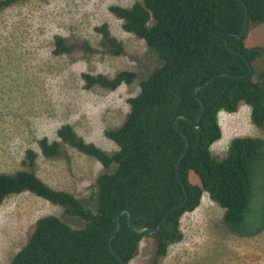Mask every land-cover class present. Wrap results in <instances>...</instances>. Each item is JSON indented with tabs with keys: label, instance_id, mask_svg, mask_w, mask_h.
<instances>
[{
	"label": "trees",
	"instance_id": "obj_1",
	"mask_svg": "<svg viewBox=\"0 0 264 264\" xmlns=\"http://www.w3.org/2000/svg\"><path fill=\"white\" fill-rule=\"evenodd\" d=\"M19 1L0 0V9ZM242 1L250 13L246 36L227 40L239 54L224 44L229 34L242 31L246 11L239 0H142L131 8L110 7L123 22L124 31L143 40L156 54L160 67L141 82L140 92L129 100L130 112L123 125L105 131V136L118 146L116 153L111 155L87 142L69 124L58 130L60 141L43 138L39 142L44 158L58 157L67 144L102 164L106 172L96 182V209L86 207L72 193L55 190L34 171L0 174V208L11 196L31 193L62 207L68 216L86 222L81 228H73L57 216L39 219L28 243L11 264H122L108 247L121 210L128 208L132 212L137 229L157 228L172 207L186 201L184 207L170 214L161 234L153 237L155 264H159L168 256L171 246L182 242V217L199 208L205 193L224 210L226 225L237 232L250 210L253 177L259 165L264 186V140L250 136L234 138L227 153L217 157L212 147L223 135L220 114L237 113L243 103L251 109L253 124L264 127V47L246 45L250 30L264 24V0ZM96 31L102 37L103 48L111 55L124 54L123 42L112 35L107 25L97 27ZM85 48L92 50L88 44ZM72 51L73 46L65 38L55 37V55ZM257 61L261 67L256 65ZM251 67L254 73L250 79L220 77L199 90L205 104L200 128L196 129L187 119L178 120L190 139V150L177 170L176 162L185 150L186 140L176 130L174 120L178 115L198 119L201 103L193 90L219 73L244 76ZM136 79L137 74L131 71H122L113 78L82 74L86 90H117ZM38 157L37 152L28 149L23 165L34 168ZM191 174L199 178V184L191 181ZM262 212L264 215V202ZM122 223L112 246L125 264H130L139 254L143 237L130 230L128 214L123 215Z\"/></svg>",
	"mask_w": 264,
	"mask_h": 264
},
{
	"label": "rangeland",
	"instance_id": "obj_2",
	"mask_svg": "<svg viewBox=\"0 0 264 264\" xmlns=\"http://www.w3.org/2000/svg\"><path fill=\"white\" fill-rule=\"evenodd\" d=\"M141 1L21 0L0 9V174L34 171L55 190L72 193L86 207L96 209V182L106 172L102 164L67 144L58 157L44 158L39 142L43 138L60 141L58 130L69 124L105 152L112 155L118 151L105 131L123 125L130 112L129 100L138 95L141 82L160 67V60L143 40L124 31L123 22L110 7L131 8ZM102 25L123 42V55L113 56L103 48L96 31ZM56 36L65 38L73 51L55 55ZM86 44L91 51L86 50ZM246 45L264 47V24L250 30ZM256 65L261 67L260 61ZM122 71L136 73L135 82L117 90L84 88V73L113 78ZM220 124L222 139L212 147L216 157L227 153L234 138L264 140V127L253 124L251 109L244 103L237 113L222 112ZM28 149L39 155L34 168L23 165ZM261 167L253 177L250 210L237 232L226 225L224 210L205 193L199 208L182 217V242L171 246L159 264H264ZM191 181L199 184L195 174ZM51 215L73 228L86 224L31 193L7 198L0 208V264H11L28 243L37 221ZM155 260L156 241L144 236L139 254L130 264H155Z\"/></svg>",
	"mask_w": 264,
	"mask_h": 264
},
{
	"label": "water",
	"instance_id": "obj_3",
	"mask_svg": "<svg viewBox=\"0 0 264 264\" xmlns=\"http://www.w3.org/2000/svg\"><path fill=\"white\" fill-rule=\"evenodd\" d=\"M241 1L243 4H244V7H245V11H246V17H245V22H244V25H243V28H242V31L240 34H237V33H231L229 34L225 40H224V44L226 46V48H228L230 51H232L233 53H236V54H239V52L231 49V47L228 45V38L229 37H232V36H235V37H238V38H244L246 36V33H247V30H248V26H249V19H250V13H249V8L248 6L245 4V2H243L242 0H239ZM254 73V68L251 67V71L249 74L247 75H244V76H234V75H231L229 73H219L217 74L216 76H214V78H212L209 82H207L206 84L204 85H198L194 90H193V94L194 96L200 101L201 103V111H200V114H199V117L196 121H193L191 120L190 118L186 117L185 115H178L175 120H174V126L176 128L177 131H179L182 136L185 138L186 140V146H185V150L183 151V153H181L177 159V162H176V168L177 170H179V166H180V163L182 161V159L187 155V153L189 152L190 150V139L187 135V133H185L178 125V120L180 118H184V119H187L188 121L191 122V124L196 128V129H199L200 128V124H201V121H202V118L204 116V113H205V104L203 102V100L199 97V90L205 88V87H208L211 85V83L213 81H215L216 79L220 78V77H229V78H232V79H235V80H244V79H250L252 77ZM179 178L181 180V177L179 175ZM182 182V181H181ZM185 193H186V196L188 198V192L187 190L185 189ZM186 205V201L185 202H182L174 207H172L168 212L167 214L164 216L162 222L160 223V225L157 227V228H153V227H144L142 229H137L135 226H134V223H133V216H132V212L126 208L124 210H121L118 214V224H117V227L114 231V233L109 237L108 239V247L110 249V251L115 255V257L122 263V264H125L123 258L114 250L113 246H112V241L119 235V233L121 232L122 230V217L124 214H128L129 216V228L130 230L135 233L136 235L138 236H141V237H144V236H152V237H157L161 234L162 232V228L164 226V224L166 223V221L168 220L170 214L177 210V209H180L182 207H184Z\"/></svg>",
	"mask_w": 264,
	"mask_h": 264
}]
</instances>
